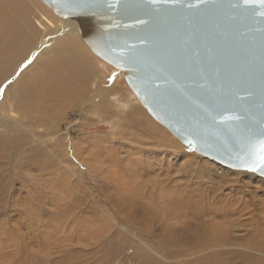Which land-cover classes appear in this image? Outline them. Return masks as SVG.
Segmentation results:
<instances>
[{
	"label": "rangeland",
	"instance_id": "374dc122",
	"mask_svg": "<svg viewBox=\"0 0 264 264\" xmlns=\"http://www.w3.org/2000/svg\"><path fill=\"white\" fill-rule=\"evenodd\" d=\"M36 1L56 21L73 25ZM74 40L95 74L84 94L71 101L70 92L51 90L39 104L14 108L8 128L0 124V264H104L112 257L111 264H213L202 261L208 251L193 252L195 237L181 242L183 208L199 209L206 233L212 218H226L212 209H240L224 228L252 243V232L264 226V179L182 146L149 116L120 72L77 33ZM36 70L32 65L2 76L0 109ZM142 122L152 135L143 133ZM148 207L159 220L144 231L141 212ZM162 223L173 229L169 239L158 228ZM156 242L180 247L159 250ZM234 248L262 258L248 250L252 245Z\"/></svg>",
	"mask_w": 264,
	"mask_h": 264
},
{
	"label": "water",
	"instance_id": "95a60500",
	"mask_svg": "<svg viewBox=\"0 0 264 264\" xmlns=\"http://www.w3.org/2000/svg\"><path fill=\"white\" fill-rule=\"evenodd\" d=\"M182 146L231 170L264 132V16L243 0H41ZM226 116H239L224 120ZM191 141V144L187 143Z\"/></svg>",
	"mask_w": 264,
	"mask_h": 264
},
{
	"label": "bare ground",
	"instance_id": "6f19581e",
	"mask_svg": "<svg viewBox=\"0 0 264 264\" xmlns=\"http://www.w3.org/2000/svg\"><path fill=\"white\" fill-rule=\"evenodd\" d=\"M76 33L74 25L56 21L36 0H0V83L2 76L6 78L7 75L15 71H23L32 65L37 67L36 73L32 77L23 76L24 78L13 91V96L9 98V104L4 103V109H0L2 112L0 124L2 126L9 127L14 108H20V104L27 107L39 104L51 90L57 94L63 92L64 96L70 92L71 101L84 94L86 87L89 86L87 83L95 74L90 68L91 65H88V61L84 57L85 54L83 55L75 45L74 34ZM29 60L31 63L28 62ZM142 126L144 134L152 135L150 133L153 132L148 130L150 125ZM15 137L21 138V135ZM186 204L194 206L189 202ZM151 209L148 207L141 212L143 219L146 220L140 226L144 231L151 230L153 224L159 220L156 214L150 212ZM239 211L240 209H212L209 213L216 215L222 213L226 218H222L219 222L212 218L210 224L212 230L206 233L199 209L194 208L187 211L183 208L177 222V226L180 228L178 235L185 237V240L181 242H191L192 239L188 238L189 235L195 237L196 247L193 248V252L208 251L205 253L208 256L204 257L202 261L213 264H264V226L252 232V236H254L252 243L242 242L244 237L234 239L233 235L230 236L232 231L224 228L227 223L233 225V218L229 216ZM134 212V208H132L130 216ZM176 215H178L177 209L171 213V217L174 218ZM158 228L163 233L162 237L169 239L173 229L164 223L160 224ZM168 245L169 247H166L164 243L157 244L156 242L154 248L167 250L180 247L177 244L168 243ZM245 245L249 248L252 245V249H247L257 251L262 254V258H253L250 254H242L240 250L234 248H244ZM215 248H218L219 251L213 252ZM117 255L119 256V253L116 254V257ZM112 259L116 260L117 258L112 257ZM110 260L107 261L109 263L104 264H111L115 261ZM151 261L148 263L149 260L146 259L143 264H155Z\"/></svg>",
	"mask_w": 264,
	"mask_h": 264
},
{
	"label": "snow or ice",
	"instance_id": "6c2138e0",
	"mask_svg": "<svg viewBox=\"0 0 264 264\" xmlns=\"http://www.w3.org/2000/svg\"><path fill=\"white\" fill-rule=\"evenodd\" d=\"M160 0H149V3H158ZM168 2V0H165ZM243 3L246 6L252 8L255 12L256 9L253 7L256 4L264 7V0H243ZM259 15L264 16V11L259 12ZM31 63V60L28 61ZM2 91V89H0ZM239 116H226L223 117L224 120H234L239 119ZM187 143L191 144V141H187ZM239 150L248 157L251 163H247L244 160H241L239 164H233L234 168H244L250 171H260L264 173V132H261L258 136H249L244 138L240 145Z\"/></svg>",
	"mask_w": 264,
	"mask_h": 264
}]
</instances>
